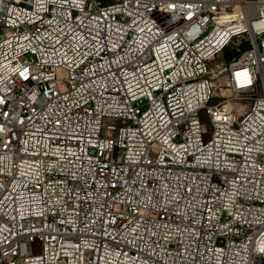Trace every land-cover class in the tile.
<instances>
[{
    "label": "built area",
    "instance_id": "1",
    "mask_svg": "<svg viewBox=\"0 0 264 264\" xmlns=\"http://www.w3.org/2000/svg\"><path fill=\"white\" fill-rule=\"evenodd\" d=\"M0 264H264V0H0Z\"/></svg>",
    "mask_w": 264,
    "mask_h": 264
},
{
    "label": "rangeland",
    "instance_id": "2",
    "mask_svg": "<svg viewBox=\"0 0 264 264\" xmlns=\"http://www.w3.org/2000/svg\"><path fill=\"white\" fill-rule=\"evenodd\" d=\"M98 2H104L105 0H97ZM240 47L239 42L235 43L234 45H231L229 49L227 50L226 54H229L233 52L234 50L237 51V49ZM229 65V63L226 62V58L223 55V53L219 54L213 62L208 64V71L209 74H214ZM212 83L214 85V99L212 101V105H220L222 108H226L229 111L234 112H240V113H248L252 107V101L246 100V99H236L235 94L228 88V79L229 75L228 73L220 74L218 77H213ZM260 89V85H259ZM255 95V93L253 94ZM261 93L259 94V96ZM203 125L208 133V138L211 136L212 129L210 125L208 124L207 120L204 119ZM38 248L35 247V253L38 252Z\"/></svg>",
    "mask_w": 264,
    "mask_h": 264
},
{
    "label": "trees",
    "instance_id": "3",
    "mask_svg": "<svg viewBox=\"0 0 264 264\" xmlns=\"http://www.w3.org/2000/svg\"><path fill=\"white\" fill-rule=\"evenodd\" d=\"M243 47V46H242ZM229 48L225 49L222 53L223 55L225 56L226 58V62L227 63H230L233 59H236L238 57V53L236 50H234L233 52L229 53V54H226L227 53V50Z\"/></svg>",
    "mask_w": 264,
    "mask_h": 264
}]
</instances>
